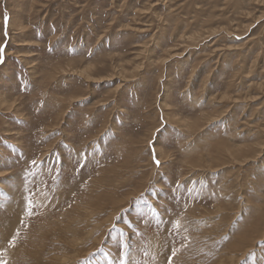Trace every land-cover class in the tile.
<instances>
[{"label": "rangeland", "instance_id": "1", "mask_svg": "<svg viewBox=\"0 0 264 264\" xmlns=\"http://www.w3.org/2000/svg\"><path fill=\"white\" fill-rule=\"evenodd\" d=\"M122 255L264 264V0H0V264Z\"/></svg>", "mask_w": 264, "mask_h": 264}, {"label": "snow or ice", "instance_id": "2", "mask_svg": "<svg viewBox=\"0 0 264 264\" xmlns=\"http://www.w3.org/2000/svg\"><path fill=\"white\" fill-rule=\"evenodd\" d=\"M153 159H154V161L157 163V165H159V161L155 158V155L153 156ZM9 243H11V241H9ZM122 247H123V244H122ZM174 254H175V253H173V255H174ZM120 264H125V261H124V259H123V255H122V257H121Z\"/></svg>", "mask_w": 264, "mask_h": 264}]
</instances>
